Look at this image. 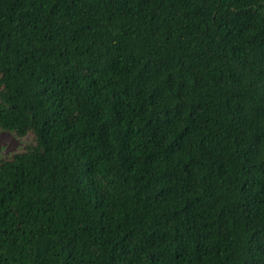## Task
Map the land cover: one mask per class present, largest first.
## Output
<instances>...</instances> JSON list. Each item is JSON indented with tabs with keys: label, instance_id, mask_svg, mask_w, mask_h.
I'll use <instances>...</instances> for the list:
<instances>
[{
	"label": "trees",
	"instance_id": "16d2710c",
	"mask_svg": "<svg viewBox=\"0 0 264 264\" xmlns=\"http://www.w3.org/2000/svg\"><path fill=\"white\" fill-rule=\"evenodd\" d=\"M0 264H264V0H0Z\"/></svg>",
	"mask_w": 264,
	"mask_h": 264
},
{
	"label": "rangeland",
	"instance_id": "374dc122",
	"mask_svg": "<svg viewBox=\"0 0 264 264\" xmlns=\"http://www.w3.org/2000/svg\"><path fill=\"white\" fill-rule=\"evenodd\" d=\"M21 146V142L8 132L0 131V154H8Z\"/></svg>",
	"mask_w": 264,
	"mask_h": 264
}]
</instances>
